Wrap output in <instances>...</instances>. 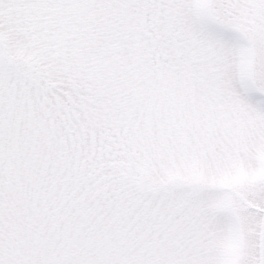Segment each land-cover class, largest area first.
<instances>
[{
    "label": "snow or ice",
    "instance_id": "obj_1",
    "mask_svg": "<svg viewBox=\"0 0 264 264\" xmlns=\"http://www.w3.org/2000/svg\"><path fill=\"white\" fill-rule=\"evenodd\" d=\"M0 264H264V0H0Z\"/></svg>",
    "mask_w": 264,
    "mask_h": 264
}]
</instances>
